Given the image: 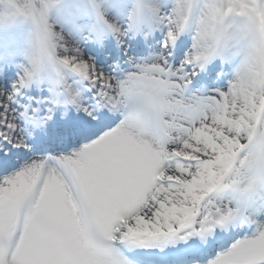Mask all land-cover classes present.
I'll return each mask as SVG.
<instances>
[{
    "label": "snow or ice",
    "instance_id": "6c2138e0",
    "mask_svg": "<svg viewBox=\"0 0 264 264\" xmlns=\"http://www.w3.org/2000/svg\"><path fill=\"white\" fill-rule=\"evenodd\" d=\"M0 264H264V0H0Z\"/></svg>",
    "mask_w": 264,
    "mask_h": 264
}]
</instances>
